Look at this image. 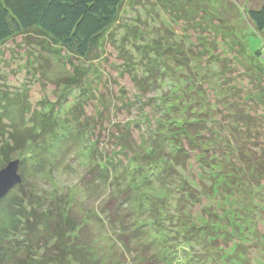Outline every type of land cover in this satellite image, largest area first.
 I'll list each match as a JSON object with an SVG mask.
<instances>
[{
  "label": "rangeland",
  "instance_id": "374dc122",
  "mask_svg": "<svg viewBox=\"0 0 264 264\" xmlns=\"http://www.w3.org/2000/svg\"><path fill=\"white\" fill-rule=\"evenodd\" d=\"M260 1L124 0L116 23L110 29L109 35L103 36L100 49H96L92 55L93 60L90 61L76 60L64 52L61 53L62 59H50V52L42 49L38 38L15 36L0 46V106H2V110H0V133H3L4 137L7 138L8 149L14 146L10 145V132H13L15 128L22 130L26 126L31 127L34 118H37L35 123H40L42 117L39 115L42 112L47 110L49 115L52 111L55 112L54 117L57 115V117L60 116V120L65 119V116L73 109L76 96L80 94L79 91L83 85H80V88L69 86L71 89L69 92H61L62 87L65 86L61 80L71 75H78L74 82H78L80 79L87 80V89L91 96L89 94L82 106L74 109L73 117L84 122L88 119L84 124V132L87 130L89 132L85 141L87 144H93L95 151L98 149L101 153L110 151L115 153L117 148L113 136L117 133L116 126L125 124L128 119L131 120L135 115L134 110L129 112L117 102L118 96H123L122 91L125 95H131L134 91L132 78L124 70L121 56L125 53H131L132 57L139 59L143 56L139 52L144 48L147 49L148 42L145 43V41L158 40L160 44L166 42L181 43L182 46H175L183 56H186L185 47L189 46H195L197 48L195 49L196 53L204 55H200V60L197 63H190V61L189 63L191 65L196 63L195 66H192L193 70L191 69V71L198 73L201 80H210L213 83H205L209 89L208 102L204 100L201 108L204 110L209 104L207 110L209 112L215 111L214 119L217 121L214 126L218 128L219 125H223L218 111L221 108L218 107L216 99L220 92L223 95H232V100L231 98L230 100L242 104L245 109L248 108L251 114H258L252 117L255 118L252 122V134L249 132L256 145L247 144L246 147L251 146L250 149L259 153L263 159L264 35L254 29L246 17L247 9L256 7ZM140 48L142 50H138ZM121 50H124L123 53H120ZM148 50L151 53L150 49ZM258 52H260V56L256 55ZM73 66H78V73L73 71ZM181 70L184 72L183 69ZM87 73L89 78L88 76L85 77ZM170 82V80L164 81L163 88L165 90L172 86ZM4 95L9 99L8 101L2 99ZM101 96L105 99L103 102L111 104L108 103L111 107L110 110L101 107L102 104L99 102ZM111 97H113L112 103ZM70 116L69 118H73ZM51 118L53 119L52 115ZM130 122L128 121L126 124L128 125ZM77 126L73 136L78 134ZM52 130L53 127L50 126L45 133L36 138L38 149H32L33 152L28 147L13 152L15 154L9 162L18 160V173L21 176V169L25 168V174L21 176L20 186L18 184L11 189L0 205L4 207L5 200L16 201L15 198L24 192L25 200L32 197L31 195L38 197L46 193L53 200H59L60 203H57L61 204L62 202V212L73 213V210H77L79 217L85 210L92 209L97 211L98 216L104 218L107 223L110 222L111 215L115 214L114 211L117 214L119 210L122 214H118L117 219L122 221L121 225H116V221H114V224H106L102 227L96 224L97 227H93L91 230L95 234L93 237L95 252L99 256L106 257V259L97 260L95 264H150L148 259L151 255L153 256L154 248H145L147 235L144 236L142 232L147 230L144 227L137 229L138 226L146 222L149 215L146 214L147 212H142L141 209L137 211L132 201H126V203L120 201L123 200L122 196H124L126 184L134 185L131 182L133 176L141 181L145 178L149 182L156 166L167 167V162L161 157V160H157L151 166L140 167V169L132 172L126 159L114 156L115 159L111 160L112 163L105 164L102 169V171L105 169V172H98L95 170V158L92 153L90 158L87 154L83 156L80 154V151L88 150V148L82 145L79 138L67 137L61 142L49 145L52 142L50 141L53 134ZM245 132L247 135L248 130L246 129ZM131 136L137 139V131L133 130ZM1 144L2 138L0 137V170L8 163L2 157ZM100 152L96 151L95 156H98ZM161 155H167L166 149ZM24 160L26 163L22 164ZM262 163L264 164V162ZM192 167L190 169L191 176H194L195 179H203L202 173L198 174L197 171L195 172L194 165ZM106 168H110L108 173H106ZM181 168L178 166V171ZM218 168V166L213 168L212 173L218 172ZM92 169L95 171L90 173ZM113 169L115 170L112 171ZM159 171L161 172L162 169ZM159 171L157 172L158 175ZM247 172L249 173L243 175L242 178L232 174L238 185L231 189H228L227 185L222 183L223 181H216L220 176L214 177L216 178V185L213 187V195L211 198L201 199L200 204L194 207L195 211L198 210L197 212L201 208L213 209L215 218L227 217V220L230 216L233 223L236 221L239 225L244 224L243 229L246 226L243 220L249 219L248 230L246 232L243 230L242 235L237 233L238 238L234 237V244H229V252L222 250L214 253V257L223 256L224 259L229 260L230 264L234 259L235 264L238 259H240L239 264H264V186H262L264 176H260V171L253 173L251 168ZM181 173L188 175V172L181 171ZM263 173L264 169H262ZM103 174L112 175L109 176L110 179L106 180L108 181L107 187L100 185ZM164 175L169 176V180L174 176L173 171L170 170L163 172ZM187 179L191 184L196 182L190 178ZM120 181L122 185L125 183L121 196L116 193ZM203 183L207 186L206 188L210 187L208 181ZM220 185H222L223 190L226 188L230 190L231 194L229 192L221 195ZM172 198L170 197V199ZM30 200L27 199L25 202L26 206L25 208L22 207L23 211L29 212L27 209H33L29 205L28 201ZM118 205L121 210L116 208ZM163 212L166 213H159L160 217L154 221L156 228L160 225L166 231V237L161 235L163 240L159 245L160 250L157 255L160 259H164L166 264H175L173 252L176 248L175 245L182 242L183 248H189L188 244H184L181 235L182 232H186L183 225L189 221L182 218L183 216L180 214H175L168 207ZM125 220L130 221V225L127 227L122 225ZM132 220H135L134 223ZM225 222L223 227H226ZM148 224L153 225L152 223ZM251 224L254 227V233L251 231ZM120 226H124V230H120ZM209 228L215 234L216 231L224 230H219L218 223L214 221L209 224ZM135 232L139 233L138 238L135 236ZM248 232L249 237L245 238L244 233L247 234ZM31 235L35 236L34 233ZM234 238L232 237V239ZM84 241L86 242L85 239ZM165 241L169 243L168 249L164 248ZM192 249L203 252L198 246H193ZM184 251L187 253L186 250ZM182 255L180 253V256ZM33 260L38 264V260L35 258ZM202 260H199L198 263L203 264Z\"/></svg>",
  "mask_w": 264,
  "mask_h": 264
},
{
  "label": "trees",
  "instance_id": "16d2710c",
  "mask_svg": "<svg viewBox=\"0 0 264 264\" xmlns=\"http://www.w3.org/2000/svg\"><path fill=\"white\" fill-rule=\"evenodd\" d=\"M123 1L0 0V46L15 36H31L38 38L42 49L50 52V59L60 60L62 59L61 53L64 52L76 60H93L92 55L96 49H100L103 36L109 35L110 29L116 23ZM246 14L248 22L264 35V0H261L256 7L248 8ZM146 42H148L147 49H138L142 50L139 54L143 55L139 59L132 57L131 53L124 52V57L121 56L124 70L132 78L134 91L131 95H125L122 91L123 96H118L117 102L129 112L134 110L135 115L125 124L116 126L117 133L113 136L117 148L115 153L113 151L101 153L96 149L100 153L95 156L94 145L87 144L85 141L89 132L88 130L84 132V124L88 119L85 122L80 121L73 117V111L82 106L85 98L89 97L88 81L80 79L78 82H74L78 75H71L62 78L61 81L63 84L65 83V86L62 87L61 92H69L70 87L80 88V85H83L79 91L80 94L76 96L72 113L70 111L62 121L60 116L54 117L55 112L51 111L49 115L47 110L42 112L39 115L42 117L40 123H35L37 118H34L31 127L26 126L22 130L15 128L13 132H10V145L14 146L9 149L7 138L3 133H0L2 157L6 162H9L10 159H13L12 156L15 154L13 152L18 149L25 147H28L30 151L38 149L36 138L45 133L50 126L53 127V134L50 138L52 142L49 145L61 142L67 137L79 138L82 145L88 148V150L80 151V154L82 156L87 154L90 158L92 153L95 158V170L98 172L104 173L105 169L103 171L102 169L105 164L112 163L111 160L115 159L114 156L126 159L132 172L140 167L151 166L162 157L168 166L162 168L156 166L154 171L152 170L151 182L145 178L141 181L133 176L131 182L134 185L126 184L123 200L120 201H125V203L132 201L137 211L141 209L142 212H147L146 214L149 215L146 222L137 227V229L144 227L147 230L142 232L144 236L147 235L145 248H154L153 256L149 257L148 263L166 264V261L157 255L160 250L159 245L163 240L161 235L165 236L166 231L160 225L156 228L154 221L160 217V214L166 213L163 211L168 207L175 214H180L183 216L182 218L189 221L183 225L186 232L181 233L184 244H188L189 248H183L182 242L175 245L176 248L173 251L175 264H199L198 261L201 259H203V264H213L216 261V264H230L229 260L224 259L223 256L214 257V253L222 250L229 252V244H234L235 238H238L237 233L242 235L243 230L245 232L248 230L249 219L243 220L246 225L243 229L244 224L239 225L236 221L233 223L230 216L227 220V217L215 218L213 209L201 208L197 212L198 210L195 211L194 207L200 204L201 199L211 198L214 193L213 187L216 185V178H214L216 176H220L216 181H223L222 183H225L228 189L238 185L232 174L242 178L243 175L249 173L247 171L251 168L253 173L260 171V176H264V173L262 174L264 157L262 159L259 153L251 150V146L246 147L247 144L256 145L249 132H252V122L255 120L252 117L258 114H251L248 108L245 109L242 104L231 101L232 95H223L220 92L216 99L218 107L221 108L218 111L223 125H219L217 128L214 126L217 121L214 119L215 111L207 110L209 104L206 105L207 107L205 106L206 109L201 108L204 100L208 102L209 89L205 83H213L210 80H201L198 73L191 71V69L193 70L192 66L196 65L200 60V55L203 54L196 53L195 46H189L185 47L186 56H183L175 46H182L179 42V44L169 42L160 44L158 40H147ZM122 51L124 50H121L120 53ZM256 55L260 56V52ZM189 61L196 63L191 65ZM180 69H183L184 72ZM261 69L263 70L262 67ZM73 71L78 73V66H73ZM81 74L83 73L81 72ZM86 76L89 78L88 73ZM165 80H170L172 83L168 90L163 88ZM182 80L184 82H181ZM2 99L9 100L5 95ZM103 100H105L104 97H99L101 107L110 110L111 104L108 102L110 104L108 105ZM112 100L113 97H111V103ZM261 101L263 100L261 99ZM0 110H2V106H0ZM69 116L73 118H69ZM128 121L132 123L127 125ZM262 124L264 125V123ZM76 125H78V134L73 136ZM246 129L248 130L247 135ZM133 130L137 131V139L131 136ZM253 133H255L254 130ZM165 149L167 155H161ZM24 163H26L25 160L22 164ZM192 165H194L195 172L202 173L203 179L198 178V180L191 176ZM178 166L182 167L179 171ZM215 166L219 167L217 169L219 173L213 174L212 170L216 168ZM159 169L162 171L160 172ZM95 170H90V173ZM168 170L173 171L174 174L171 180H169V176H163V172ZM109 171L110 168H106V173ZM181 171L188 172V175H183ZM24 174L25 168H22L21 176ZM109 176L112 175H102L100 181L102 187L108 186L106 180L111 178ZM187 178L196 182L191 184ZM204 181H208L209 188H206ZM123 185L120 181L116 189V193L120 196L123 192ZM219 188L221 195L229 192L231 194L227 188L223 190L222 185ZM31 196L27 198L31 199L28 202L33 207V209H27L29 212L22 209V207L25 208L27 201L24 192L15 198L16 201L5 200L4 207L0 205V264H36L33 258L38 260V264H95L97 260L106 259L105 256H99L95 252L93 247L95 234L91 230L93 227H97L96 224L102 227L106 224H114L116 221V225H121L122 221L117 219L118 214H122L119 210L117 214L114 211L115 214L111 215V220L109 219L110 222L107 223L104 218L98 216L97 211L92 209L85 210L79 217L76 209V211L73 210V213L62 212V202L59 204V200H53L46 193L38 197ZM170 197L173 198L170 199ZM116 208L121 210L119 205ZM125 214L124 216H126ZM134 221L132 220V223ZM213 221L218 223L219 230H224L216 231V234L210 231L209 224ZM224 221H226V227H223ZM123 222L122 225L124 224L126 227L130 225V221ZM251 226V231L254 233V227L252 224ZM119 228L124 230V226ZM31 233H34L35 236H30ZM139 233L135 232V236L137 237ZM244 235L245 238H248L249 232ZM231 236L235 238L232 239ZM193 246H198L203 252L193 250ZM164 248H169L168 241H165ZM180 253L183 255L180 256ZM238 257L240 258L239 254ZM239 261L240 259L236 264H239ZM231 264H235V259Z\"/></svg>",
  "mask_w": 264,
  "mask_h": 264
},
{
  "label": "water",
  "instance_id": "95a60500",
  "mask_svg": "<svg viewBox=\"0 0 264 264\" xmlns=\"http://www.w3.org/2000/svg\"><path fill=\"white\" fill-rule=\"evenodd\" d=\"M19 161L13 160L0 170V202L16 185L20 184L21 176L18 173Z\"/></svg>",
  "mask_w": 264,
  "mask_h": 264
}]
</instances>
